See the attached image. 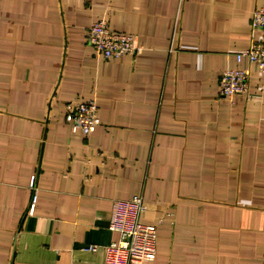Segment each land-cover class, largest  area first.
I'll return each mask as SVG.
<instances>
[{
    "label": "crops",
    "instance_id": "0c3cea01",
    "mask_svg": "<svg viewBox=\"0 0 264 264\" xmlns=\"http://www.w3.org/2000/svg\"><path fill=\"white\" fill-rule=\"evenodd\" d=\"M263 6L0 0V264H103L113 204L135 195L156 229L141 264H264V79L234 56L264 42ZM99 19L139 52L95 56ZM226 68L248 71L246 93L219 97ZM89 100L84 135L65 116Z\"/></svg>",
    "mask_w": 264,
    "mask_h": 264
},
{
    "label": "built area",
    "instance_id": "2783aa9c",
    "mask_svg": "<svg viewBox=\"0 0 264 264\" xmlns=\"http://www.w3.org/2000/svg\"><path fill=\"white\" fill-rule=\"evenodd\" d=\"M250 26L253 30L264 33V6L252 13ZM85 41L94 55L104 60H111L125 55H135L140 48L134 38L127 34L113 32L107 21L99 19L86 29ZM238 62L245 60L255 66L264 79V42L251 40L247 49L236 53ZM248 90V71L241 68L223 69L219 76L218 95L232 99ZM65 120L77 127L84 135H89L99 125L97 105L94 101H76L67 106ZM33 186V181L31 187ZM34 197L29 207L33 210ZM144 210L142 197L135 195L128 200H117L113 204L108 229L117 233L118 239L104 248L103 264H141L155 257L154 226L139 222ZM95 251V246H89Z\"/></svg>",
    "mask_w": 264,
    "mask_h": 264
}]
</instances>
